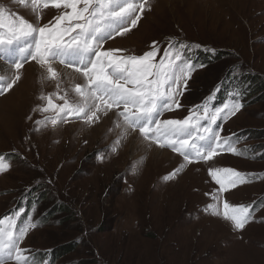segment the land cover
I'll return each instance as SVG.
<instances>
[{"label": "rangeland", "instance_id": "obj_1", "mask_svg": "<svg viewBox=\"0 0 264 264\" xmlns=\"http://www.w3.org/2000/svg\"><path fill=\"white\" fill-rule=\"evenodd\" d=\"M0 5L40 26L53 14L48 9L43 14L41 7L33 14L30 3L21 6L15 0H0ZM169 37L215 51L200 53L208 62L206 69L188 81L182 107L163 119H182L188 108L231 75V67H237L232 79L240 86L246 78L252 79L251 84L253 80L264 84V0H148L136 28L106 49L142 55L157 41L162 55ZM53 66L60 73L58 64ZM20 74L13 89L0 95V155L10 164L0 173V216L35 190L40 193L36 202L44 208V213L35 210L41 224L26 235L21 248L36 254L51 250L54 264H264L260 87L244 90L242 110L224 128L227 135L241 136L238 155L200 160L165 181V175L184 163L177 156L161 157L164 163L158 165L146 157L139 159L138 151L126 144L137 142L130 133L139 135L132 131L122 135L113 110L101 113L92 124L68 117L53 125L55 112L33 108L46 103L37 99L40 94H52L54 103H63L56 99V81L46 79L35 63L27 62ZM73 74L71 79L62 76L61 82L70 99L75 98L72 86L83 83ZM45 117L47 123L35 125ZM212 166L250 174L249 182L222 196L234 206L254 204L253 219L239 232L222 216L205 211L206 205L217 203L212 194L219 185L206 174ZM62 207L66 214L60 212ZM217 210L222 212V203Z\"/></svg>", "mask_w": 264, "mask_h": 264}, {"label": "snow or ice", "instance_id": "obj_2", "mask_svg": "<svg viewBox=\"0 0 264 264\" xmlns=\"http://www.w3.org/2000/svg\"><path fill=\"white\" fill-rule=\"evenodd\" d=\"M15 2L21 6L30 3L33 14L40 7L61 11L54 17V23L49 21L40 26L0 5V62H3L0 64V95L13 89L27 62L35 61L44 70L46 79L56 81V99L63 103H54L52 94H40L37 99L46 103L34 107V112H55L56 116L51 118L53 125L68 117L92 124L99 120L101 113L107 115L116 109L115 127L121 129L122 135L138 130L149 146L155 143L159 148H170L184 158L185 163L162 178L165 181L174 179L186 163L210 161L224 151L238 154L233 146L235 134L223 137L221 122L235 116L244 106L240 90L230 92L222 105H213L210 102L216 95L217 89H214L200 104L192 106L184 118L160 119L165 112L182 107L179 97L187 91L193 72L204 67L191 58V53L204 46L169 37L162 55L157 41L142 55L127 54L124 49H104L107 40L125 35L137 26L148 0ZM57 63L70 68L83 80L72 86L73 99L69 98L67 90L61 89L63 77L53 66ZM48 119L36 120L35 125L47 123ZM115 150L113 147L112 151ZM5 161L6 157L0 155V173L10 167ZM208 175L219 185V190L212 194L217 203H209L205 211L222 216L234 231L245 229L253 219L251 207L231 205L222 201V196L249 182L250 174L232 168H209ZM220 203L222 212L217 210ZM40 223L32 211L24 208L0 217V264H7L9 260L14 264H48L46 259L37 260L30 249L20 247L26 235Z\"/></svg>", "mask_w": 264, "mask_h": 264}, {"label": "bare ground", "instance_id": "obj_3", "mask_svg": "<svg viewBox=\"0 0 264 264\" xmlns=\"http://www.w3.org/2000/svg\"><path fill=\"white\" fill-rule=\"evenodd\" d=\"M60 73L62 74V76H64L65 78H67L69 75L70 76H74L73 72L69 71V70H65V69H61L59 68ZM109 121V120H107ZM106 121V122H107ZM105 122V121H104ZM129 133V132H128ZM127 135V134H126ZM130 135H133L130 137V139H137V142H133L132 140L126 142L127 147L129 150H134V151H138V158L139 159H143L146 157V159H150L152 160V164H160V163H164L163 161H160L159 158L161 157H165L166 160H171L172 159V154H169V152L164 151V150H160L158 148H155L153 146H149V143L142 141L139 137H137V135H135L134 133H130ZM139 138V139H138ZM126 140V139H125ZM151 147L150 148V152L147 151V147ZM149 154V155H148ZM141 157V158H140ZM225 159V157H224ZM226 159H229L228 157H226ZM165 161V160H164ZM150 163V162H149Z\"/></svg>", "mask_w": 264, "mask_h": 264}, {"label": "trees", "instance_id": "obj_4", "mask_svg": "<svg viewBox=\"0 0 264 264\" xmlns=\"http://www.w3.org/2000/svg\"><path fill=\"white\" fill-rule=\"evenodd\" d=\"M204 49H197V50H195V51H193L192 52V59H194V61L197 63V64H200V65H204V67L205 68H203V69H206V67H207V65H208V62L207 61H205L204 60V57L202 56V55H200V53H204ZM217 52L219 53V52H221L220 50H217ZM218 55V54H217ZM209 58H211V57H209ZM212 59V58H211ZM219 59H223V58H219ZM236 70H237V67H231V69H230V71L232 72L231 73V75H229L227 78H231L232 77V75H234V73L236 72ZM201 71V70H200ZM245 79V78H244ZM250 81H252V79H250V78H246L245 79V85H247L246 87H245V85L244 84H242L243 86H241V88L243 89V90H247V92L248 91H250L251 89H254L255 87H260L261 88V92H263L264 90V84L262 83V82H256L255 80H253V84H251L250 83ZM247 82V83H246ZM259 83V84H258ZM237 84H239L238 82H237ZM213 89H214V87H213ZM212 89V90H213ZM26 198H28V199H31L32 198V202H34V203H37L36 202V200H39V197H40V193H38V190H35V191H33V192H29V197H27V196H25ZM37 205H38V207H39V209H40V211L42 210V212L41 213H44V208H43V206H39V204L37 203ZM42 208V209H41ZM60 212H63L64 214H66L67 213V210L64 208V207H62L61 209H60Z\"/></svg>", "mask_w": 264, "mask_h": 264}]
</instances>
